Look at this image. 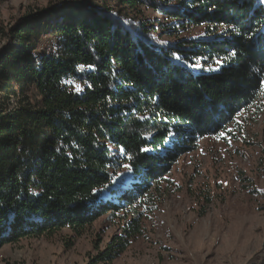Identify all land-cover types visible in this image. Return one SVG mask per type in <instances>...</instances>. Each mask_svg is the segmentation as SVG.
<instances>
[{
    "label": "trees",
    "instance_id": "16d2710c",
    "mask_svg": "<svg viewBox=\"0 0 264 264\" xmlns=\"http://www.w3.org/2000/svg\"><path fill=\"white\" fill-rule=\"evenodd\" d=\"M112 1L50 3L4 30L0 249L64 228L80 236L105 216L122 233L93 264H111L142 234L137 206L154 205L175 161L264 93L262 0ZM141 7L167 20L125 11ZM193 27L202 35L177 37ZM47 32L56 50L36 52Z\"/></svg>",
    "mask_w": 264,
    "mask_h": 264
},
{
    "label": "rangeland",
    "instance_id": "374dc122",
    "mask_svg": "<svg viewBox=\"0 0 264 264\" xmlns=\"http://www.w3.org/2000/svg\"><path fill=\"white\" fill-rule=\"evenodd\" d=\"M63 1L78 0H0V56L11 45L6 28L29 11ZM97 3L115 7L112 0ZM125 11L152 24L167 20L149 7ZM201 35L202 27H193L177 37ZM38 44L36 52L56 50L49 32ZM71 85L81 90L76 82ZM223 132L200 139L175 161L154 205L137 206L142 234L111 264H264V93ZM121 233L103 216L80 236L64 228L7 243L0 264H93Z\"/></svg>",
    "mask_w": 264,
    "mask_h": 264
},
{
    "label": "snow or ice",
    "instance_id": "6c2138e0",
    "mask_svg": "<svg viewBox=\"0 0 264 264\" xmlns=\"http://www.w3.org/2000/svg\"><path fill=\"white\" fill-rule=\"evenodd\" d=\"M262 2H264V0H262ZM260 90H261L262 92H264V81H260ZM229 131H230V130H229ZM219 135H220V136H224L225 133H224V132H221ZM143 150L146 151V149H143ZM124 167H125V168H128V165H124Z\"/></svg>",
    "mask_w": 264,
    "mask_h": 264
}]
</instances>
